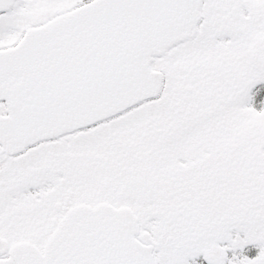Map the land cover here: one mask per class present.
Returning <instances> with one entry per match:
<instances>
[{
    "label": "snow or ice",
    "instance_id": "1",
    "mask_svg": "<svg viewBox=\"0 0 264 264\" xmlns=\"http://www.w3.org/2000/svg\"><path fill=\"white\" fill-rule=\"evenodd\" d=\"M0 264H264V0H0Z\"/></svg>",
    "mask_w": 264,
    "mask_h": 264
}]
</instances>
